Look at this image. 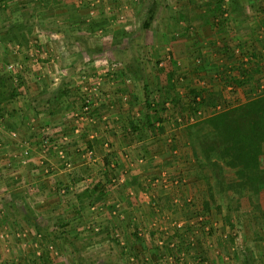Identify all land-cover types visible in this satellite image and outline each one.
<instances>
[{
    "label": "rangeland",
    "instance_id": "1",
    "mask_svg": "<svg viewBox=\"0 0 264 264\" xmlns=\"http://www.w3.org/2000/svg\"><path fill=\"white\" fill-rule=\"evenodd\" d=\"M216 1L0 0V91H15L0 99V160L16 178L0 192V264H249L248 187L201 172L181 142L205 121L195 102L217 103L189 89L171 40L186 22L214 30L233 0ZM29 157L44 169L24 172Z\"/></svg>",
    "mask_w": 264,
    "mask_h": 264
},
{
    "label": "crops",
    "instance_id": "2",
    "mask_svg": "<svg viewBox=\"0 0 264 264\" xmlns=\"http://www.w3.org/2000/svg\"><path fill=\"white\" fill-rule=\"evenodd\" d=\"M221 1L223 4L225 0ZM238 2L240 3V0L232 1L231 11H215V15H220V19H217L218 24H216L217 27L214 30L211 29L213 27L210 23L205 24V22L202 21V23L197 26H190L189 22H186L187 24L177 30L178 33H182V36L179 35L177 38L171 40V44H173L178 51L182 50L184 57H188L183 61V64H186L184 71L186 72L187 83L194 85L193 87H189V89L194 88L193 91L201 93L205 100H209L210 96L215 97L212 103L215 102L217 105L220 104L223 107L221 111L233 110L246 100L264 93V0H246L244 2V6L246 7L242 8L244 11H238V7L236 6ZM190 12L188 15L191 17ZM206 14L210 15L208 11H203L201 13L202 16ZM193 31L196 33L198 32L199 41L197 48L200 47L199 50H201L199 58L196 61L192 59L194 56L192 55V49L196 48V42H194L196 38H193L195 35L191 34ZM162 35H164V33H162ZM193 64H196L199 68L195 69ZM195 85L197 86L196 89ZM202 106H204L205 112L203 113L204 116L200 117V119H208L217 113L216 111L215 113L210 111L209 108H211V105L206 106L202 103L201 107ZM214 109H216V107H214ZM44 118L47 122L46 117ZM36 120V118H31V120H28L26 123L27 126H25L24 130H27V135L29 137L34 134L32 130L35 127L34 121ZM204 124L206 123L204 122ZM204 126V134L209 131L211 132V127L208 124ZM45 133L40 135L41 133L38 132L36 134L37 139L43 141V138L47 136ZM0 137V142L2 141L3 144L5 143L6 145L8 137H5V135H0ZM158 138L164 139L161 142L171 141L168 139V133L163 134L162 137L158 136ZM177 138L175 142L178 140ZM30 140H33V138H30ZM199 140H201V138H199ZM181 142H183L182 144L190 145L191 150L195 152L193 155L198 156L199 163L197 166L201 169L200 171L208 172L211 167L206 165L205 146L201 145L200 141L196 140L190 133H188V136L184 137ZM181 142L178 141L179 144H181ZM41 143L40 141V147ZM26 144L25 148L29 150L28 153L34 155V151H36L38 147L34 145L29 146L28 142ZM1 147L3 146L0 145V150ZM180 147L181 146H177L172 151L177 153ZM178 153L180 156H183L181 150L178 151ZM2 156V153H0L1 158H3ZM6 156L7 155H5L4 158H6ZM31 157L28 158L27 162L23 161V164H21L18 159H16V162L18 161L21 164L20 167H25L24 172H31V169L34 167L41 170L44 169V166L38 165L35 158ZM13 158L15 159V157ZM261 158V176L259 184L250 183L247 185L248 188L246 189L247 191H245L247 196H244L246 204H248L247 209L250 211V216L252 217V236L256 241L254 243L252 242V247L249 245L251 248L247 251L249 264H264V157ZM172 160L174 162L178 161V159ZM196 160L197 158L195 161ZM8 161H10L9 158L3 159V162L0 160V192L3 189L8 191L10 184L16 181L15 177H9L11 175L7 167ZM16 165H14V163L11 164L13 167ZM5 166L6 169H4ZM227 168L229 167L223 164V171L220 172V177H222V174L225 173ZM39 174L33 172L31 175L38 177ZM252 174L254 175V173ZM8 177L11 178L12 182ZM207 177H209V173ZM221 182L223 183V181ZM6 196L7 194L0 196V200H2L0 203L7 207L9 206V200L4 199ZM10 199H12V197ZM12 203H14V205L16 204L15 202ZM256 219L262 222L257 225L258 230L255 228ZM259 225H262L261 230Z\"/></svg>",
    "mask_w": 264,
    "mask_h": 264
},
{
    "label": "trees",
    "instance_id": "3",
    "mask_svg": "<svg viewBox=\"0 0 264 264\" xmlns=\"http://www.w3.org/2000/svg\"><path fill=\"white\" fill-rule=\"evenodd\" d=\"M216 2L220 8L222 1ZM6 92L0 91L1 100L15 97V91ZM200 105L196 101L192 109L196 111ZM204 122L211 127V132L204 134ZM204 122L192 124L188 133L205 146L206 165L212 170L217 168L218 173L223 171V164L234 170L237 187H247L250 183L259 184L261 157H264V93L246 100L233 110L217 112ZM147 123L154 125V118L147 115ZM197 162L199 163L198 156ZM209 205V201H204L205 209ZM27 216L32 215L27 213Z\"/></svg>",
    "mask_w": 264,
    "mask_h": 264
},
{
    "label": "built area",
    "instance_id": "4",
    "mask_svg": "<svg viewBox=\"0 0 264 264\" xmlns=\"http://www.w3.org/2000/svg\"><path fill=\"white\" fill-rule=\"evenodd\" d=\"M197 100H199V98ZM199 108L200 107H198L197 110L195 111L197 114L202 113V111ZM221 110H223V107L220 104L216 105V112H219Z\"/></svg>",
    "mask_w": 264,
    "mask_h": 264
}]
</instances>
